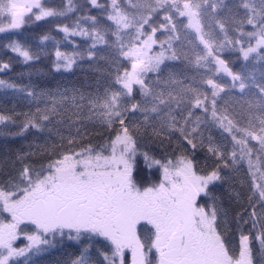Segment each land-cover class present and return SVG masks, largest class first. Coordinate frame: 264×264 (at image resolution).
<instances>
[{
	"label": "snow or ice",
	"instance_id": "1",
	"mask_svg": "<svg viewBox=\"0 0 264 264\" xmlns=\"http://www.w3.org/2000/svg\"><path fill=\"white\" fill-rule=\"evenodd\" d=\"M0 37V264H264V0H0Z\"/></svg>",
	"mask_w": 264,
	"mask_h": 264
},
{
	"label": "trees",
	"instance_id": "2",
	"mask_svg": "<svg viewBox=\"0 0 264 264\" xmlns=\"http://www.w3.org/2000/svg\"><path fill=\"white\" fill-rule=\"evenodd\" d=\"M53 2L59 4L60 0H53ZM43 31H47V26L44 27ZM41 29H37L35 28V26H32L30 28H28V31L25 33V35H27L28 33H40ZM52 35H57V33H55V31H53L51 33ZM57 38L59 39L60 37L57 35ZM0 40H2V37H0ZM36 41H33V44H35ZM49 46H51V42H48ZM62 49H66L67 51H71V46L70 45H66V43H62L61 44ZM0 56H2V53H0ZM3 59H7V57H2ZM232 59L235 60V56H232ZM242 61H235V63L233 64V67L237 70H239L240 65H241ZM24 65H22L19 62L14 61L13 62V66L12 69L10 71H6V72H0V79H5V80H14L19 82L20 81V77L18 76V73H20L23 69H24ZM35 67L44 71H47L49 68V62H48V58L42 57L41 61L35 64ZM82 73L77 70L73 73H64L63 74V78H66L68 80H76L78 77H81ZM25 78V82H26ZM34 80H38L40 79L37 76H33ZM56 79L60 80L61 76L60 74H56ZM11 97V93L10 91L6 94L4 90H0V112H9L12 108V99ZM23 107V105H17V109L20 110ZM2 127V126H0ZM13 131H15V129H13ZM21 144V140L20 138H12V137H5V136H0V155L3 154L4 149L6 147L8 148H16L19 147ZM137 166L138 168L143 170V174L145 176H147L149 174V170L145 167L144 162L142 159L138 160L137 162ZM56 256V252L55 250L50 253V254H45L44 257L41 258V264H47L48 261L54 259Z\"/></svg>",
	"mask_w": 264,
	"mask_h": 264
}]
</instances>
